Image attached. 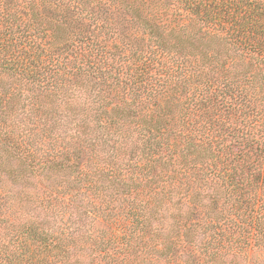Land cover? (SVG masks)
I'll return each instance as SVG.
<instances>
[{
    "label": "trees",
    "instance_id": "trees-1",
    "mask_svg": "<svg viewBox=\"0 0 264 264\" xmlns=\"http://www.w3.org/2000/svg\"><path fill=\"white\" fill-rule=\"evenodd\" d=\"M0 264H264V0H0Z\"/></svg>",
    "mask_w": 264,
    "mask_h": 264
}]
</instances>
